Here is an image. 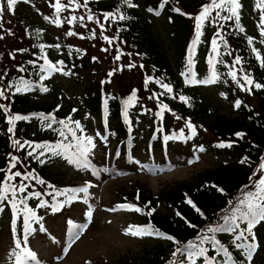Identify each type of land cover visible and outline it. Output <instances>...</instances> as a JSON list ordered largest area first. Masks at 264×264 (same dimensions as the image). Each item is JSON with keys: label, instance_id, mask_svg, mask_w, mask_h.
<instances>
[{"label": "trees", "instance_id": "trees-1", "mask_svg": "<svg viewBox=\"0 0 264 264\" xmlns=\"http://www.w3.org/2000/svg\"><path fill=\"white\" fill-rule=\"evenodd\" d=\"M212 1L167 0V3H164V0H142L145 5L142 6L138 0H131L135 7H129L125 0H85L90 8L107 16L109 28L133 51L134 59L143 66V71L150 70L151 76L148 83L143 81L138 86L131 85L127 88L120 84L114 91L110 87L111 75L106 72L102 82L88 80L85 83L84 89L76 96L78 107L67 100L63 90L60 93L62 99H59L54 90L55 100L49 104L39 103L27 95L26 89L31 85H54L49 84L50 80L41 66L32 62L25 63V66L20 68L23 69L24 76L18 73L17 76L6 78L0 72L10 104V109H7L4 99L0 97V105L4 106L0 108V193L6 196V202L2 200L0 203L10 211L9 222L15 230L16 241L23 243L25 240L27 224L24 216L27 212L36 211L39 214L37 204L52 210L56 207V201L64 202L61 193L77 185L73 181L66 182L65 177L48 167L51 161L50 145H38L43 142L62 145L67 143L68 133L71 132L67 124L72 123V127L73 117L81 118L80 111L86 109L88 116L95 119L98 127L109 126L110 137L115 144L112 154L114 163L120 159L128 166V153L131 151L133 158L137 151H141V140L145 141L143 153L151 160H164L168 156L185 160L187 157L195 158L198 154L206 153L225 157L228 162L216 169L208 168L198 172L194 178L177 182L158 193L140 189L139 199L138 195L133 193L125 201L134 202L141 209L139 212L134 211L135 221L167 232L181 243L195 240L198 244H205V255L212 264H220L216 251L221 245L231 251L237 264H246L230 238L231 231L212 232L209 229L226 228L229 224L235 225L232 223L235 222L238 224L237 228L251 239L245 231L248 227L246 220L242 218L247 206L240 204V201L251 199L247 196L249 192H259L257 185L261 179L258 173L264 169V87H255L256 84L264 85L263 54L258 43L262 38L258 37V34L252 36L245 26L243 29L239 10L238 20L229 11V19L216 21L221 26L220 37L214 35L219 31L211 25L209 32L204 34L205 38H201L197 51L201 63L197 64V68L203 70L204 74L208 72L213 41L219 38L218 44L222 47L223 54L217 64L214 85H221L227 100L236 105L239 103V107H233L226 116L221 115V110L215 105L210 111L203 104L196 88L186 86L181 80V75L189 70L191 44L195 37L192 32L196 18L193 11L204 5L209 6ZM162 4L164 8L161 15L166 23L165 27L162 25L165 38L161 36L159 26H155V18L149 16V9L158 12ZM144 7L148 15L144 13ZM226 7L230 8V5ZM253 10L255 11V8ZM257 14L256 11L252 14L253 19ZM121 16L125 18L121 19ZM211 18L213 24L216 17L213 15ZM254 30H257V27H254ZM249 37L252 38L251 43ZM238 57L240 62L237 66L239 69L243 68L244 75L252 80L249 87H241V83L237 82V77L233 75L232 59ZM41 61H45V58ZM53 63L63 66L65 73L75 74L80 83H83L84 78L81 71L93 68L89 57L84 54ZM164 84L169 85L172 92L166 94L167 89L162 87ZM18 87L21 91H17ZM176 92L178 96L186 97L187 101L180 102L171 96ZM169 106L172 111L179 113L180 117L184 116L190 122L201 125L212 138L196 135L192 139L183 133V136L179 137L182 142L177 141L179 134L172 130L173 120L167 119L166 115L170 110ZM74 109L76 111L72 115ZM20 113L37 115L38 118L17 120L14 126L10 124L8 117ZM10 127L13 128L12 132L8 131ZM94 127L97 128L95 124ZM187 129L186 125L185 131ZM237 133L243 135L237 136ZM15 140H19L20 144H14ZM152 149L156 153L160 152V155L154 157L151 154ZM30 152L32 155H29ZM13 157L16 159L13 160ZM12 164H15V167H12ZM16 172L21 175L15 176ZM10 176L12 179H9ZM21 186L23 191L20 190ZM5 187L15 189V194L11 190L4 193ZM161 206L165 212L159 211ZM149 212L151 215H148ZM203 233L212 234L210 243L204 241L207 238L203 237ZM260 239L263 240L264 249V233ZM216 241H219V244ZM181 248L172 243L167 246L156 243L148 253V250H145L144 255L139 257V262L134 258L124 257L113 264H164L172 256L178 258V250ZM183 256L172 264H185ZM200 261L208 262L206 259Z\"/></svg>", "mask_w": 264, "mask_h": 264}, {"label": "rangeland", "instance_id": "rangeland-1", "mask_svg": "<svg viewBox=\"0 0 264 264\" xmlns=\"http://www.w3.org/2000/svg\"><path fill=\"white\" fill-rule=\"evenodd\" d=\"M138 2L145 6L142 0H138ZM238 2L243 29L245 26L251 31L252 36L258 34V37L262 38V41L259 39L258 43L264 60V35L261 34L264 32V0H238ZM0 3L3 5L2 18H0V24H2L0 37H3L0 39V72L4 77L17 76L18 73L23 75L20 68L29 59L35 61L33 53H45L53 60L84 54L89 57V62L93 66V68L81 71L84 78L83 83H80L75 74L65 73L63 69L53 67L51 64L45 65L47 75L52 82L54 81L57 88L53 86L47 91L32 89L31 97L35 98L37 102H48L49 104L54 101V90L60 97L59 99H62L60 93L63 90L67 100L77 105L76 96L84 89L85 83L88 80L102 82L106 72L111 75L110 87L114 91L120 84L127 88L131 85L138 86L143 81L149 82L150 70L143 71V66L134 59L133 51L122 43L109 28L107 16L90 8L85 0H59L60 11H57L55 7L57 0H18L13 9H9L7 0H0ZM216 3L219 2L216 1ZM205 6L207 5L194 10L193 14L195 15L193 16L198 17ZM210 8L204 20L200 22V37L208 32L211 25L219 31L214 35L220 37L222 30L216 21H220L230 14L229 8L226 7L213 11ZM254 8L258 14L253 19ZM143 11L147 14L145 7ZM213 15L216 17L214 25L211 18ZM149 16L153 18L155 15L149 14ZM154 20L155 26H159L161 36L165 38L163 26L165 27L166 23L164 19L155 18ZM197 23L195 18L193 34H197ZM254 27H257V30H254ZM69 33L74 34L69 35ZM217 47L219 49L220 46ZM231 65L238 82L243 83L246 80L245 75L243 68L239 69L237 66L236 58L232 59ZM202 77L201 70L193 73L192 85L201 96L203 104L210 111L215 105L221 110V115L229 114L235 106L225 98L221 86L206 87L210 83L205 82ZM189 81L190 79H187V83H190ZM2 82L3 79L0 76V90L4 91L2 99L5 101L6 108L10 109L7 90L3 87ZM171 96L182 102L178 92L172 93ZM169 109L166 115L167 119L173 120L172 130L183 135L185 126L188 127L189 123H193L185 117H180L177 112L172 111L170 106ZM80 117L82 118L77 120L79 127L75 123L79 133L76 135V139L71 138V146L74 151L61 150L57 152L59 154H52L50 169L65 177L66 182L76 181L79 189L87 188V192H79L77 204L67 208L62 214L56 215L43 210L42 220L36 217L29 218L30 249L36 254L35 259L41 260L40 264H113L124 257L134 258L139 262V257L144 255L146 249L148 253L156 243L170 245V240L157 235L133 236L125 234V230L130 225L139 227L146 225H133L135 218L128 209L113 211L111 207H115L116 203L124 198L123 196L126 198L131 196L136 189L158 193L174 186L177 182L194 178L198 172L208 168L216 169L228 161L225 157L206 153L201 154L199 160L190 165V161L184 162L174 156L173 170L166 171L164 175L158 174L161 173L159 171L151 173L145 166L149 163V159L143 154L142 149L145 148L143 145L145 141L141 140L140 147L142 148L136 153V164L128 168L130 169L128 173L131 175L122 176L120 173L124 166L123 162L117 167L118 173H113L108 169L112 163L109 154L114 150L112 139L107 137L104 131L94 129V124L97 128L101 127L97 126L93 117L88 116L86 109L80 111ZM194 127L199 130V135H205L208 139L212 138L201 125ZM89 137L92 138L94 148L88 145L87 138ZM86 147L90 148V151L82 156L81 151ZM158 154L160 155V152H157V156ZM65 157L79 160V164L70 163ZM258 177L264 179V169L259 171ZM88 211L92 212L90 221L86 216ZM159 211L165 212L162 206ZM9 220L6 207H0V264H24L25 259L20 256V251L12 239ZM86 222L88 226L85 225ZM80 225L86 227L81 229L78 227ZM252 232L260 239L264 233V221L256 224L252 228ZM239 234L238 229L231 232V238L236 244L249 243L248 239L236 240V236ZM50 235H53L58 241L52 240ZM256 244L259 247L253 255L251 264H260L264 257L263 240ZM240 250L244 252L243 249ZM181 252L182 249L178 254L180 255ZM173 258L166 264H172ZM225 260L227 257L223 252H220V262L224 264ZM193 261H195V256L193 255L192 259H189L188 254L186 256L187 264H193Z\"/></svg>", "mask_w": 264, "mask_h": 264}, {"label": "snow or ice", "instance_id": "snow-or-ice-1", "mask_svg": "<svg viewBox=\"0 0 264 264\" xmlns=\"http://www.w3.org/2000/svg\"><path fill=\"white\" fill-rule=\"evenodd\" d=\"M18 2V0H7V3H8V6H9V9H13L15 4ZM225 2H228L231 6L229 8V11L232 12L233 16L236 17V19L238 20L239 19V15H238V8L240 7L239 5V2L238 0H220V3H216V0H213V7H216V8H222L224 3ZM125 3L128 4L129 7H135V5H133L131 3V0H125ZM164 3H167V0H164ZM260 6V5H258ZM55 7L57 8V11H60V5H59V0H57V4L55 5ZM161 7H163V4L161 5ZM149 11H152V9H149ZM176 11H179V9H176ZM208 11H209V6H205L204 7V11L198 16L196 17L198 23H197V37H199L200 35V32H199V28H200V22H202L204 20V18L206 17V15L208 14ZM2 12H3V5L2 3H0V18H2ZM157 15H159V12L156 13ZM110 15V14H109ZM125 17L121 16V19H124ZM224 19H229L230 17H223ZM75 19V18H73ZM83 19V18H81ZM89 19H91V17H89ZM0 27H2V24H0ZM241 31H243V29L241 28ZM74 33H69V35H73ZM262 35H264V32L261 33ZM219 35V34H217ZM3 37H0V39H2ZM252 41V38L249 37V43H251ZM195 43V41L193 42ZM215 40L213 41V44L215 45ZM259 58V57H258ZM240 62V58L238 57L236 59V63H239ZM262 63H264V60H262ZM134 66V65H133ZM54 67V66H53ZM23 69H21L22 71ZM233 75H235L233 73ZM245 79L248 81L249 84L252 83V80L250 78H248L247 76L245 77ZM159 83V81H157ZM207 82V81H206ZM162 87L166 88L168 92H172V88L167 85V84H164L162 85ZM256 88H261V87H264V85H260V84H256L255 85ZM17 91H21V89L18 87L17 88ZM43 91H47V88H44ZM4 96V91L3 90H0V97H3ZM7 98V97H5ZM181 100L183 101H187V98L186 97H183L181 96L180 97ZM131 102V101H129ZM4 106L3 105H0V108H3ZM166 107V106H164ZM236 107H239V103H237ZM7 110V109H6ZM127 116V110H125V117ZM47 118V117H45ZM22 119H28V117L26 116H20V115H14V116H9L8 117V121L10 124H12L14 126V123L15 121L17 120H22ZM61 123H63V121H61ZM77 127H79V122H75ZM190 128H192V131H193V134H195V128L194 126H192L190 123L188 125ZM9 132H12L13 131V128L10 127L8 129ZM73 136H75V132L73 131ZM61 135H63V133H61ZM237 136H242L243 134L242 133H237L236 134ZM88 140V145H90L92 148L95 147V145L93 144L92 142V138L89 137L87 138ZM14 144L16 145H19L20 144V141L19 140H15L13 141ZM223 146V145H221ZM230 146V145H229ZM22 147V145H21ZM38 147H43L42 145H38ZM59 147V146H57ZM90 151V148H84L82 151H81V155H86V153ZM53 154H59L57 152H55V150H53ZM29 155H32V153L30 152ZM16 158L13 157V160H15ZM65 159H68L70 163H77L79 164V160H73L71 159L70 157H65ZM243 163V161H241ZM86 166V165H85ZM12 167H15V164H12ZM15 176H20L21 173L20 172H16L14 174ZM9 179H12V177L10 176ZM25 179H27V177H25ZM258 189H259V192L257 193H252V192H249L247 194L248 197H250L251 199H246V200H241L240 201V204H246L247 206V210L244 211L242 213V218L244 220L247 221V224H248V227L247 229H245V231H247L249 233L250 236H252L253 240H255V233L252 232V228H254L256 226V224H258L259 222L261 221H264V179H261L259 181V184L257 185ZM9 190H11L13 192V194H15V189H10L8 187H5L3 189V192L4 193H7ZM21 191H23V186H21ZM72 192H87V188H80V189H72L70 190ZM6 199V196L2 193H0V201ZM137 199H139V195L137 196ZM254 201V202H253ZM189 203H191V201H189ZM118 207H125V206H118ZM128 208V210H134V211H141V209L135 207V206H132V205H128L126 206ZM58 208H53V211H57ZM240 209H237V211H239ZM154 211V210H153ZM33 216H35V213H32ZM91 215H92V212L91 211H88L86 213V216L88 217L89 221H90V218H91ZM148 215H151V212L148 213ZM40 219V218H38ZM69 223H72L71 221H69ZM227 223V221H226ZM80 227L81 229H83L84 227H86L85 225H80L78 226ZM238 227V225H233V224H229L228 227L224 228V227H220V228H210L209 231H212V232H216V231H235L236 228ZM125 234H130V235H133V236H144V235H157V236H161L163 238H166L168 240H173V237L171 236H165L163 233H160L158 229H154L151 225H148V226H144V227H139V226H129L128 229L125 230ZM244 239V240H247V237L244 236V231H241L240 234L238 236H236V240H241V239ZM217 244H219V241H216ZM16 246L17 247H20V241H16ZM190 248L192 247H195L194 245H189ZM236 247L239 248V249H243L244 250V255H245V259L247 260L248 264H251V260L253 258V255L256 251V249L259 247L258 244L256 243H240V244H236ZM180 251V250H178ZM188 249H184L182 250L181 254H183V252H187ZM205 249L203 248H200L198 252L196 253H189V259H192L193 255H198V256H205ZM219 252H223L225 254V256L227 257V260H225L224 264H234L233 260H232V256H231V253H229L227 251L226 248H224L222 245L221 247L218 249V254ZM27 255L29 257H31L33 260H35L36 258V254L31 252V251H28L27 252ZM173 255H176V253H173ZM206 260H208V264H211V260H209L207 257H205ZM193 264H195V261H193Z\"/></svg>", "mask_w": 264, "mask_h": 264}]
</instances>
